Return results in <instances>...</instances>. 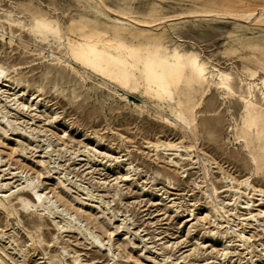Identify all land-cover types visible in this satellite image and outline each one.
I'll list each match as a JSON object with an SVG mask.
<instances>
[{"label": "rangeland", "instance_id": "1", "mask_svg": "<svg viewBox=\"0 0 264 264\" xmlns=\"http://www.w3.org/2000/svg\"><path fill=\"white\" fill-rule=\"evenodd\" d=\"M98 1L0 0V264H264V0Z\"/></svg>", "mask_w": 264, "mask_h": 264}, {"label": "bare ground", "instance_id": "2", "mask_svg": "<svg viewBox=\"0 0 264 264\" xmlns=\"http://www.w3.org/2000/svg\"><path fill=\"white\" fill-rule=\"evenodd\" d=\"M98 2H100V0ZM230 4H233V2H231ZM45 12H47V11H45ZM238 13L237 14H234V12H233V15L234 16L235 15L239 16ZM243 14H244L243 17H248V16L251 15L250 12H249V14H248V12L247 13H243ZM256 15L259 16V19L260 20L262 18V21H263L264 20V18H263L264 17V9H262L260 12L258 11ZM261 15H263V16L261 17ZM49 17H50V15H49ZM49 17L46 16V15H44V14H41V13H35L33 19H34V22L37 25V27L40 28L41 30H45L46 29V30H49V31L50 30L57 31V25H55L54 23H52V21L49 19ZM245 19H248V18H245ZM40 29H38V30H40ZM49 31H47V32L50 34ZM43 32H45V31H43ZM34 33H35V31H34ZM39 34H40V31H39ZM52 34H56V33H52ZM79 35H80V40H81L80 43L86 44L88 46L87 43L91 40L90 37H92L93 34L92 33H89V32L81 31V33ZM84 40H86V41H84ZM175 56H176V59H178L180 61H181V59H185V60L187 59V64H188V66L190 68V72H191V74H193V76L189 78L190 81L191 80H194V79L195 80H201L204 77V67H203V65H201L200 63H198L195 58L183 57L181 54H178V53H176ZM159 63H163V59L162 60H159ZM178 69H180V67H178ZM249 92L252 93L251 90ZM263 100H264L263 98L262 99L258 98L257 100H255V99L253 100L251 97H247L244 100L245 101L244 107L246 108V112L245 113H247L244 122L246 123L247 126L254 127L257 130L258 135L264 139V102H263ZM6 185H7V183H4V184L3 183H0V186H6ZM22 187H23V189L28 190L26 192L28 194L29 193L32 194L34 196V198H36L40 202V205H43L45 208H48L47 206H49V205H46L45 203L48 202V201H50V199L49 200L46 199L47 201L44 200L45 197L47 198L48 196H44V199H43L42 194L39 193L38 190L36 189L37 188V184H34V182H32L31 180H27V182ZM3 200L5 201V199H3ZM50 206H52V205H50ZM65 211H67V210H64V212ZM50 212H52V210H50ZM67 213L65 212V214H67Z\"/></svg>", "mask_w": 264, "mask_h": 264}]
</instances>
